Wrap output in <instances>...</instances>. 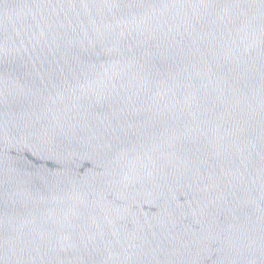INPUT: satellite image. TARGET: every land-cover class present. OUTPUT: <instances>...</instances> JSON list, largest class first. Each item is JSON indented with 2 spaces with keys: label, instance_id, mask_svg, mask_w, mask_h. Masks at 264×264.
Listing matches in <instances>:
<instances>
[{
  "label": "water",
  "instance_id": "obj_1",
  "mask_svg": "<svg viewBox=\"0 0 264 264\" xmlns=\"http://www.w3.org/2000/svg\"><path fill=\"white\" fill-rule=\"evenodd\" d=\"M0 264H264V0H0Z\"/></svg>",
  "mask_w": 264,
  "mask_h": 264
}]
</instances>
